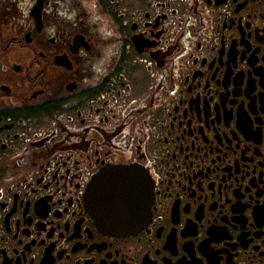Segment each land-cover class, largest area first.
I'll use <instances>...</instances> for the list:
<instances>
[{
	"label": "flooded vegetation",
	"instance_id": "flooded-vegetation-1",
	"mask_svg": "<svg viewBox=\"0 0 264 264\" xmlns=\"http://www.w3.org/2000/svg\"><path fill=\"white\" fill-rule=\"evenodd\" d=\"M0 264H264V0H0Z\"/></svg>",
	"mask_w": 264,
	"mask_h": 264
},
{
	"label": "water",
	"instance_id": "water-1",
	"mask_svg": "<svg viewBox=\"0 0 264 264\" xmlns=\"http://www.w3.org/2000/svg\"><path fill=\"white\" fill-rule=\"evenodd\" d=\"M87 193L105 228L128 232L151 212L153 179L137 165H110L93 177Z\"/></svg>",
	"mask_w": 264,
	"mask_h": 264
}]
</instances>
